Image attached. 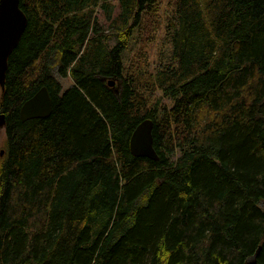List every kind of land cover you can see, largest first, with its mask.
I'll return each instance as SVG.
<instances>
[{"label": "trees", "instance_id": "trees-1", "mask_svg": "<svg viewBox=\"0 0 264 264\" xmlns=\"http://www.w3.org/2000/svg\"><path fill=\"white\" fill-rule=\"evenodd\" d=\"M157 1L119 0L111 18V0H19L0 264H264V0H173L168 59L148 73L122 53ZM42 85L50 114L22 120ZM144 117L157 159L129 151Z\"/></svg>", "mask_w": 264, "mask_h": 264}, {"label": "water", "instance_id": "water-1", "mask_svg": "<svg viewBox=\"0 0 264 264\" xmlns=\"http://www.w3.org/2000/svg\"><path fill=\"white\" fill-rule=\"evenodd\" d=\"M27 16L20 8L19 0H0V89L3 91L7 58L19 41L26 26ZM114 79L108 78L107 84L113 85ZM51 112V95L45 85L39 87L30 97L22 102L19 115L22 120L34 117H46ZM4 113L0 112V126H4ZM153 119L142 118L133 128L128 140L129 151L134 156L151 159L159 157L153 145ZM3 150L0 151L2 154ZM255 264V260H249Z\"/></svg>", "mask_w": 264, "mask_h": 264}, {"label": "rangeland", "instance_id": "rangeland-1", "mask_svg": "<svg viewBox=\"0 0 264 264\" xmlns=\"http://www.w3.org/2000/svg\"><path fill=\"white\" fill-rule=\"evenodd\" d=\"M111 18L117 16L120 6L119 0H111ZM173 10V0H158L153 12L144 16L145 28L142 32H134L131 36L127 48L123 51V61L131 64V59L139 60L141 66L146 72H154L158 65L164 64L168 59L169 51V33L172 32V16L168 20V14ZM96 15L99 25L104 29L105 33H110V27L108 28L110 19L108 18V12L102 7H96ZM168 23V24H167ZM171 32H170V27ZM104 34V33H103ZM105 35V34H104ZM109 45L115 42L113 34L105 35ZM131 66H127L129 70ZM63 88L69 86L72 80L69 77H58ZM151 91L146 88V91ZM1 92V89H0ZM153 92V91H151ZM153 99L160 97V101H168L167 98L160 95V91H154ZM5 150V130L4 126H0V151ZM2 152V153H3Z\"/></svg>", "mask_w": 264, "mask_h": 264}]
</instances>
